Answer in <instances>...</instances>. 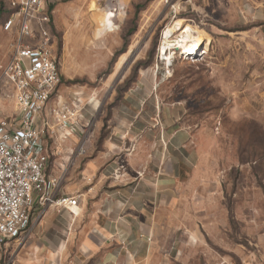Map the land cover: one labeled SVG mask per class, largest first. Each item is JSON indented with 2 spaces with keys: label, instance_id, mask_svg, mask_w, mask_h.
I'll list each match as a JSON object with an SVG mask.
<instances>
[{
  "label": "rangeland",
  "instance_id": "1",
  "mask_svg": "<svg viewBox=\"0 0 264 264\" xmlns=\"http://www.w3.org/2000/svg\"><path fill=\"white\" fill-rule=\"evenodd\" d=\"M19 1L0 0V67L15 51L20 18L11 31L4 25L18 12ZM73 1L43 0L32 42L46 30L60 67L48 109L79 105L80 110L79 126L69 129L50 117L53 129L44 138L47 173L60 179L57 194L79 197L81 203L73 183L84 171L89 146H99L110 134V117L123 95L124 125L131 102L158 99L174 108L176 129L201 133L208 153L203 184L180 186L181 194L195 188L208 196L193 202L182 197L177 206H195V217L181 219L198 228L199 239L179 230L184 249L173 264H264V0H117L123 8L113 20L104 13L108 0H87L80 8H73ZM175 23L179 31L173 40L193 29L206 48L196 59L172 50L168 68L160 50ZM113 38H126L124 53L107 54ZM15 108L13 99H6L0 113L12 116Z\"/></svg>",
  "mask_w": 264,
  "mask_h": 264
},
{
  "label": "crops",
  "instance_id": "2",
  "mask_svg": "<svg viewBox=\"0 0 264 264\" xmlns=\"http://www.w3.org/2000/svg\"><path fill=\"white\" fill-rule=\"evenodd\" d=\"M86 1L74 0L72 7ZM71 41L68 37L67 46ZM83 42L78 36L77 44ZM122 46V39L113 38L107 54ZM130 106L124 125L123 95L111 114L110 134L89 146L82 176L73 183L80 205L37 207L21 237L2 246L0 264H173L184 249L179 230L199 239L198 228L181 219L195 217V206H177L182 197L193 202L208 196L195 188L180 193L189 181L203 184L208 153L201 133L176 129L174 108L158 99L139 98Z\"/></svg>",
  "mask_w": 264,
  "mask_h": 264
},
{
  "label": "built area",
  "instance_id": "3",
  "mask_svg": "<svg viewBox=\"0 0 264 264\" xmlns=\"http://www.w3.org/2000/svg\"><path fill=\"white\" fill-rule=\"evenodd\" d=\"M14 5L18 12L5 23L4 30H13L16 16L20 18L15 51L10 62L0 67V106L13 99L16 107L15 115L0 113V251L9 240L21 237L37 207L80 205L79 197L57 194L60 179L47 173L49 156L44 139L53 129L50 117L62 129L79 126V105L48 109L61 75L47 31L39 42L32 43L36 39L34 19L43 0H20Z\"/></svg>",
  "mask_w": 264,
  "mask_h": 264
},
{
  "label": "bare ground",
  "instance_id": "4",
  "mask_svg": "<svg viewBox=\"0 0 264 264\" xmlns=\"http://www.w3.org/2000/svg\"><path fill=\"white\" fill-rule=\"evenodd\" d=\"M113 1L114 0H108V7L105 11L103 10L104 13L111 14L112 20L115 19L117 13H119V11L123 8L117 0L116 3L114 2L115 4ZM178 31V24L173 27H169L165 32L164 42L161 46L160 55L162 57V61L167 64L168 68L171 67L174 60L172 50L178 51L183 58L196 59L204 55L201 52L206 48V46H203L202 44L203 36L198 31L192 29L189 34L173 40L174 35H176Z\"/></svg>",
  "mask_w": 264,
  "mask_h": 264
},
{
  "label": "trees",
  "instance_id": "5",
  "mask_svg": "<svg viewBox=\"0 0 264 264\" xmlns=\"http://www.w3.org/2000/svg\"><path fill=\"white\" fill-rule=\"evenodd\" d=\"M2 6H3L2 3L0 2V11H1V9H2ZM138 9H139V8H138ZM10 18H11V17H10ZM10 18H9V19H10ZM9 19H8V20H9ZM8 20H7V21H8ZM7 21H6V22H7ZM6 22H5V23H6ZM126 47H127V40H126V38H125V39H123V46H122V48H121L116 54H118V53H121V54L124 53V50H125ZM116 54H115V55H116Z\"/></svg>",
  "mask_w": 264,
  "mask_h": 264
}]
</instances>
